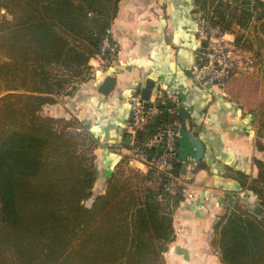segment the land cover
Instances as JSON below:
<instances>
[{
  "label": "trees",
  "instance_id": "trees-1",
  "mask_svg": "<svg viewBox=\"0 0 264 264\" xmlns=\"http://www.w3.org/2000/svg\"><path fill=\"white\" fill-rule=\"evenodd\" d=\"M120 1L0 0L6 9L0 16V94L23 91L0 99V264H167L172 214L185 200L179 141L166 172L142 171L121 157L105 172V191L86 206L98 180L99 141L76 117L42 114L56 103L54 95L70 84L66 94L72 95L90 77L92 58L112 55L102 44L111 38ZM194 4L201 20L224 33L235 18L247 27L254 10L264 19V0ZM247 44L238 35L236 45L251 49ZM180 112L175 102L161 104L159 116L137 131L135 144L169 124L179 133ZM250 177L238 171L236 180L241 191L256 195L264 213V164L258 162L257 176ZM259 206L219 218L213 245L223 264H264Z\"/></svg>",
  "mask_w": 264,
  "mask_h": 264
},
{
  "label": "crops",
  "instance_id": "crops-1",
  "mask_svg": "<svg viewBox=\"0 0 264 264\" xmlns=\"http://www.w3.org/2000/svg\"><path fill=\"white\" fill-rule=\"evenodd\" d=\"M200 13L194 0H121L109 30L118 45L116 57L105 66L99 57L91 59L93 73L77 83L61 116L78 118L98 139V178L104 187L106 174L130 153V97L141 93L148 81L153 83L150 99L158 91L180 96L178 106L186 116L181 115L178 138L187 181L175 222L178 237L166 254L167 264H220L211 245L212 226L230 196L249 208L258 205L256 195L241 191L236 178L238 171L256 177L258 162L264 164L259 147L264 146V54L259 60L252 57L249 48L236 45L244 31H228L244 66L221 85L199 86L191 68L205 42ZM107 76L116 81L105 95L99 88ZM191 135L203 144L200 161ZM200 163L204 166L198 167Z\"/></svg>",
  "mask_w": 264,
  "mask_h": 264
},
{
  "label": "built area",
  "instance_id": "built-area-1",
  "mask_svg": "<svg viewBox=\"0 0 264 264\" xmlns=\"http://www.w3.org/2000/svg\"><path fill=\"white\" fill-rule=\"evenodd\" d=\"M200 23L205 42L198 54L197 61L191 68L192 78L202 87L221 85L244 65L241 64V58L236 56L226 33L211 26L205 20H201ZM107 50L113 55L118 53V45L111 43L109 38L104 41L103 51ZM248 62L252 64V58ZM167 101L179 104L180 96L158 91L156 97L149 101L143 99L140 92L130 97L131 120L128 136L131 148L128 156L131 165L142 171L155 168L166 172L172 168V160L178 155L179 133L170 124L142 145L135 144L137 131L147 123L154 121L160 114V105L166 104ZM154 147H158L159 150L150 154L149 150ZM161 147L164 149L161 150ZM260 215L264 219V213Z\"/></svg>",
  "mask_w": 264,
  "mask_h": 264
},
{
  "label": "rangeland",
  "instance_id": "rangeland-1",
  "mask_svg": "<svg viewBox=\"0 0 264 264\" xmlns=\"http://www.w3.org/2000/svg\"><path fill=\"white\" fill-rule=\"evenodd\" d=\"M3 10L4 11L1 12V15L6 13V10L5 9H3ZM259 14H260L259 10L258 11L254 10V15L252 16V19L249 21V24L247 25V27L242 26L240 21H238L237 18H235L234 21H233L232 29H231V31H234V32H237V33H240V34L242 33V31H244L243 35L246 37V39L248 41L247 45L251 48L250 50L253 53L252 57H256L258 60H259L258 56L260 55V57H261V54L262 55L264 54V26L261 25L262 21L264 19L261 20L259 18V16H258ZM239 25H240L241 28L238 27ZM70 39L72 40V38H70ZM109 39H110L111 43H115V41H113L112 38H109ZM103 45H104V43L102 44V46ZM98 57H99L100 61L103 60L102 65L105 66V65L109 64L111 62V58L112 57L115 58L116 55H113V54L110 55L109 54L108 55L109 59H105L101 55L97 56L96 58H98ZM108 60L110 62H108ZM90 72L93 73L92 70ZM68 79H69V77H68ZM71 87H72V85L70 84V85L66 86V88L60 94L54 95V98L56 99V103L55 104L45 105L43 107L42 114L45 115V116H52V117H55V118H63L61 116H62V112L65 111L64 108L66 107V108L69 109V107H70L69 98H70L71 95L66 94V93L69 92ZM8 93H23V91L13 90V91H8V92L2 93V94H8ZM65 114H66V112H65ZM64 118L71 119L72 116H69L68 114H66V117H64ZM98 174H99V171H98ZM184 174L182 175V182H183V183L181 182L182 184H184V181H187L185 179V177H184ZM105 186H106V184H104V187ZM104 187L100 184V179L98 178V180H97V182H96V184L94 185V188H93V194L94 195L90 199L84 201V204L86 206H91L93 201H94V198L96 197V195L99 194L101 189L104 188ZM180 206L181 205L177 206L175 208V210H174V213L172 214V224H173V229H174L173 230L174 240L170 243V246L172 245V243L178 237L177 228H176V225H175L176 223L175 222H176V217H177V213H178L177 211H178ZM236 208H237V210L239 208L242 209V210H247L249 207H248L247 203L244 202L241 198H237V199L234 198V200H227V202L225 203V206L223 207V211L221 212V215H219V217L215 220V222H214V224L212 226V229L214 231L213 238L217 236V233H216V230H215V225L219 221V218L222 217V216H227L231 212H234V210ZM213 238L211 239V245H212L214 251L217 253V255H219L218 251L216 250V248L213 245ZM167 252H166V254H167ZM220 264H223V263L220 261Z\"/></svg>",
  "mask_w": 264,
  "mask_h": 264
},
{
  "label": "water",
  "instance_id": "water-1",
  "mask_svg": "<svg viewBox=\"0 0 264 264\" xmlns=\"http://www.w3.org/2000/svg\"><path fill=\"white\" fill-rule=\"evenodd\" d=\"M4 11V10H3ZM115 77L113 76H107L106 79L104 80V82L101 84L99 91L105 95H108L114 88L115 85ZM152 86L153 83L151 81H148L147 85L142 89L141 94L143 99H145L146 101L150 100L151 97V93H152ZM5 95L7 94H1L0 95V99L3 98ZM180 115H182L183 117L186 116L185 112H181ZM192 141L196 146V160L200 161L204 155V147L202 142L200 141V139H198L197 137L191 135ZM161 150H163L164 148L161 147ZM256 211L261 214L262 210L260 207L256 208Z\"/></svg>",
  "mask_w": 264,
  "mask_h": 264
}]
</instances>
